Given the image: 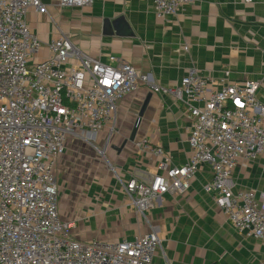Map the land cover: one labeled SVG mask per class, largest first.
<instances>
[{
    "label": "built area",
    "instance_id": "built-area-1",
    "mask_svg": "<svg viewBox=\"0 0 264 264\" xmlns=\"http://www.w3.org/2000/svg\"><path fill=\"white\" fill-rule=\"evenodd\" d=\"M93 1L60 0L59 6ZM151 1L159 18L194 2ZM32 8L42 10L41 1L0 0V264H153L162 248L155 229L118 242L76 238L72 222L60 217L55 174L69 140L85 139V132L90 140L114 129L119 104L142 85L182 103L190 120L191 158L175 165L161 146L140 143L158 158V172L123 182L128 206L146 216L164 194L186 193L207 163L213 177L204 190L226 221L244 236L264 241V191L238 189L233 180L240 160L264 155L259 82L227 80L213 89L191 69L179 84L158 87L114 55L108 63L90 56L65 34L48 44L46 59L37 61L42 41L27 22Z\"/></svg>",
    "mask_w": 264,
    "mask_h": 264
},
{
    "label": "crops",
    "instance_id": "crops-1",
    "mask_svg": "<svg viewBox=\"0 0 264 264\" xmlns=\"http://www.w3.org/2000/svg\"><path fill=\"white\" fill-rule=\"evenodd\" d=\"M40 1L43 9L32 8L27 14L28 25L42 41L37 61L46 59L48 44L65 34L90 56L108 63L114 55L158 87H173L195 69L213 89L227 80L257 81V97L264 103V0H194L166 18L155 14L151 0H94L68 8H61L60 0ZM135 94L141 108L148 103L134 141L113 144L109 128L87 140L104 141L124 182L158 172V158L140 143L161 146L175 165L191 158L190 120L182 103L147 85ZM133 95L121 101L118 114L130 106ZM212 177V166L201 164L186 193L164 194L146 216L128 206L124 190L114 197L109 187L99 194L87 189L79 204L66 209L58 201L59 213L63 221L72 222V234L84 242L133 240L152 226L162 240L153 264H264V241L237 232L204 190ZM56 179L61 192L57 174ZM233 180L238 189L264 191V155L240 160ZM78 222L89 223L79 228Z\"/></svg>",
    "mask_w": 264,
    "mask_h": 264
},
{
    "label": "rangeland",
    "instance_id": "rangeland-1",
    "mask_svg": "<svg viewBox=\"0 0 264 264\" xmlns=\"http://www.w3.org/2000/svg\"><path fill=\"white\" fill-rule=\"evenodd\" d=\"M135 96L136 94L134 93L132 99H130L128 103L130 106L124 108V111L117 115L112 126L114 129L109 128L110 132L113 134V144H121L124 140L129 139L131 135L142 105L134 101ZM82 134L84 136L86 135L85 140L81 137H72L66 147L64 158L60 163L58 161L57 164L58 168L56 174L61 186L58 201L59 205L61 204L64 209L71 203L79 204L80 201L83 200L86 190L89 188L91 190H97V194L106 192L107 189L110 188L111 190L109 191L114 197H117L121 189L122 191L124 190V181L117 176V174H119L118 172L117 174L114 172L111 159L109 155H107V145L104 144V141L100 144L98 141L94 144H90L87 141V138H89L88 133L85 132ZM115 138L116 140L114 141ZM100 150L104 153L102 154ZM97 197L99 196L97 195ZM145 219V224H149L146 223L149 222L148 218L146 217ZM88 223L89 222H78L79 228H85ZM152 229L153 227L151 226L150 231ZM84 230L86 229H80L82 233Z\"/></svg>",
    "mask_w": 264,
    "mask_h": 264
},
{
    "label": "water",
    "instance_id": "water-1",
    "mask_svg": "<svg viewBox=\"0 0 264 264\" xmlns=\"http://www.w3.org/2000/svg\"><path fill=\"white\" fill-rule=\"evenodd\" d=\"M147 103H148V102H146V103L143 105V107L141 108V110H140V112H139V114H138V117H137V119H136V121H135V123H134L133 129H132V132H131V135H130L129 139H126V140L124 141L123 145H125L126 142H128V140H130V141H134V140H135V138H136V134H137V131H138L139 124H140V122H141V119H142L143 114H144V112H145V109H146V107H147ZM94 135H95V134H94Z\"/></svg>",
    "mask_w": 264,
    "mask_h": 264
}]
</instances>
